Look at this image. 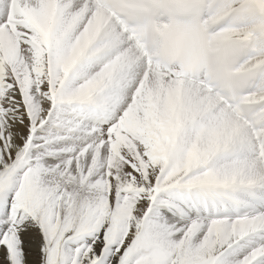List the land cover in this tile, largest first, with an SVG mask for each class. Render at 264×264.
<instances>
[{
	"label": "snow or ice",
	"instance_id": "1",
	"mask_svg": "<svg viewBox=\"0 0 264 264\" xmlns=\"http://www.w3.org/2000/svg\"><path fill=\"white\" fill-rule=\"evenodd\" d=\"M63 0H0V264H264V189L161 155L138 80L69 75Z\"/></svg>",
	"mask_w": 264,
	"mask_h": 264
},
{
	"label": "bare ground",
	"instance_id": "2",
	"mask_svg": "<svg viewBox=\"0 0 264 264\" xmlns=\"http://www.w3.org/2000/svg\"><path fill=\"white\" fill-rule=\"evenodd\" d=\"M244 1L250 2L245 11L247 21L264 8V0H234V4ZM59 15L64 20L60 36L70 42L66 54L69 75L76 73L81 68L79 63H83L105 89L130 88L147 77L143 90L158 149L181 176L198 179L211 190H239L245 184H264L263 167L247 153L252 140L249 128L216 99L146 73L129 43L112 24L103 30L106 17L92 14L87 3L63 0ZM262 25L258 19L249 26V33ZM261 51L264 52V44ZM258 59L261 61V56ZM160 82L168 86L162 88ZM229 150L242 156L232 160L224 155ZM211 152L215 154L213 161L209 160Z\"/></svg>",
	"mask_w": 264,
	"mask_h": 264
},
{
	"label": "rangeland",
	"instance_id": "3",
	"mask_svg": "<svg viewBox=\"0 0 264 264\" xmlns=\"http://www.w3.org/2000/svg\"><path fill=\"white\" fill-rule=\"evenodd\" d=\"M80 64V66L82 67V66H86V65H84L83 63H79ZM160 86L162 87V88H165V87H167L168 86V84L166 83V82H160ZM214 156H215V154L214 153H210L209 154V160L210 161H213L214 160ZM199 176V174H197V177ZM245 186H247V184H245L244 185V187ZM226 187H227V184H226Z\"/></svg>",
	"mask_w": 264,
	"mask_h": 264
}]
</instances>
